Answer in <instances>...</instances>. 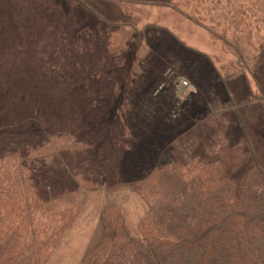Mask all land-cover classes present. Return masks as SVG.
Returning a JSON list of instances; mask_svg holds the SVG:
<instances>
[{"label": "trees", "instance_id": "16d2710c", "mask_svg": "<svg viewBox=\"0 0 264 264\" xmlns=\"http://www.w3.org/2000/svg\"><path fill=\"white\" fill-rule=\"evenodd\" d=\"M237 2L249 16L256 14L252 6L264 14V0ZM104 20L114 34L80 28L42 0H0V264H48L76 223L85 191L126 187L147 206L140 238L131 234L120 207L109 206L100 215L102 239L80 264H264V162L255 158L247 185L234 198L229 172L244 156L238 147L227 148L221 128L234 103L219 91L235 72L167 27ZM22 38L34 41L22 50ZM143 38L159 40L171 53L176 47L191 53L192 59L183 56L189 77L210 71V98L195 115L192 142L187 130L181 134L185 145L172 134L171 141L145 142L136 128L158 107L159 82L140 107L137 102L132 113L116 111L112 118L122 95L121 63L130 44ZM212 38L228 41L215 31ZM258 89L246 104L264 111V80ZM180 124L176 129L190 128ZM123 143L142 144V159L116 164ZM196 147L205 157L184 168L177 153Z\"/></svg>", "mask_w": 264, "mask_h": 264}, {"label": "rangeland", "instance_id": "374dc122", "mask_svg": "<svg viewBox=\"0 0 264 264\" xmlns=\"http://www.w3.org/2000/svg\"><path fill=\"white\" fill-rule=\"evenodd\" d=\"M164 2L170 5L160 4ZM42 3L73 18L78 27L100 36L115 32L104 19L132 23L135 28L146 24L167 27L190 47L218 57V66L235 72L226 81L227 89L219 94L223 101L231 99L234 103V107L223 114L221 123L226 146L228 149L238 147L244 156L237 169L229 172L234 184V198H238L248 183V172L254 168L255 158L264 162V111L246 104L253 93L259 92L258 83L264 80V14H258L257 7L252 6L256 9L252 17L237 0H42ZM214 31L223 34L227 44L213 39ZM22 39L19 41L21 49L34 41ZM14 40L11 38L12 45L16 44ZM175 52H169L157 39L147 42L143 38L130 44L126 51L127 62L121 63L122 95L116 101L112 118H116V111L123 115L132 113L137 109V102L140 107L151 93V85L159 82L154 92V96L158 91L162 94L158 107L139 119L140 127L134 125L145 142L168 137L170 141L175 138L177 144L185 145L186 142H181L185 130L187 141L197 138L194 120L196 114L205 110L210 98V71L207 69L202 76L189 77L183 71V56L191 59L194 56L182 48L176 47ZM180 80H187L190 87L176 89ZM180 123L190 128L176 129ZM124 147V143L119 144L114 157L116 164L123 166L131 165L137 158L142 159L141 153L146 149L140 143L131 148ZM177 155L184 168L205 157L200 147L192 152L182 150ZM79 203L81 210L76 223L64 234L48 264H80L85 254L101 241L100 215L112 205L120 207L131 234L140 238L138 224L146 215L147 206L130 187L116 191L90 189L80 196Z\"/></svg>", "mask_w": 264, "mask_h": 264}, {"label": "built area", "instance_id": "2783aa9c", "mask_svg": "<svg viewBox=\"0 0 264 264\" xmlns=\"http://www.w3.org/2000/svg\"><path fill=\"white\" fill-rule=\"evenodd\" d=\"M190 87V84L186 81V80H180L177 85H176V89L181 90V89H187ZM177 90V92L179 93V91Z\"/></svg>", "mask_w": 264, "mask_h": 264}]
</instances>
